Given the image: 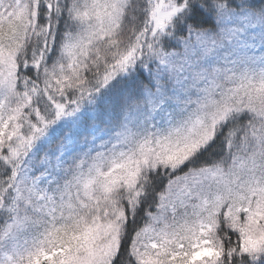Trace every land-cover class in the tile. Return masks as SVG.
<instances>
[{"label":"snow or ice","instance_id":"snow-or-ice-1","mask_svg":"<svg viewBox=\"0 0 264 264\" xmlns=\"http://www.w3.org/2000/svg\"><path fill=\"white\" fill-rule=\"evenodd\" d=\"M0 264H264V0H0Z\"/></svg>","mask_w":264,"mask_h":264}]
</instances>
